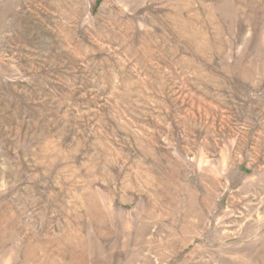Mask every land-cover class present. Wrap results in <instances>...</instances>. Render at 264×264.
Segmentation results:
<instances>
[{
    "label": "rangeland",
    "instance_id": "1",
    "mask_svg": "<svg viewBox=\"0 0 264 264\" xmlns=\"http://www.w3.org/2000/svg\"><path fill=\"white\" fill-rule=\"evenodd\" d=\"M0 264H264V0H0Z\"/></svg>",
    "mask_w": 264,
    "mask_h": 264
}]
</instances>
